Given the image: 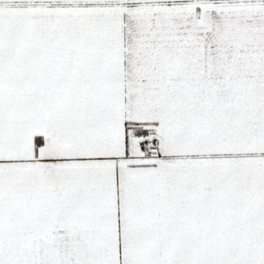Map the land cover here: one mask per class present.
<instances>
[{
    "label": "snow or ice",
    "instance_id": "obj_1",
    "mask_svg": "<svg viewBox=\"0 0 264 264\" xmlns=\"http://www.w3.org/2000/svg\"><path fill=\"white\" fill-rule=\"evenodd\" d=\"M0 264H264V0H0Z\"/></svg>",
    "mask_w": 264,
    "mask_h": 264
}]
</instances>
